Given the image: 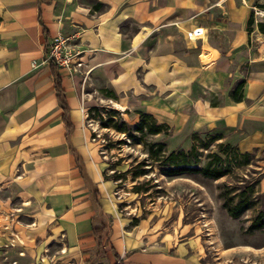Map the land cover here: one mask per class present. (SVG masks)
Returning <instances> with one entry per match:
<instances>
[{"label": "crops", "instance_id": "obj_1", "mask_svg": "<svg viewBox=\"0 0 264 264\" xmlns=\"http://www.w3.org/2000/svg\"><path fill=\"white\" fill-rule=\"evenodd\" d=\"M255 11L264 0H0V264H214L197 223L118 215L84 115L107 90L166 128L170 152L211 132L264 158ZM57 35L84 50L77 73L44 62Z\"/></svg>", "mask_w": 264, "mask_h": 264}, {"label": "rangeland", "instance_id": "obj_2", "mask_svg": "<svg viewBox=\"0 0 264 264\" xmlns=\"http://www.w3.org/2000/svg\"><path fill=\"white\" fill-rule=\"evenodd\" d=\"M89 87L99 91L103 84L93 80ZM90 98L83 124L98 147L102 180L112 186L110 198L120 217L130 216L133 224L150 216L197 223L214 264H264V227L251 229L264 220V158L259 151L245 152L205 132L193 139L187 161L171 160L170 150L159 147L166 134H151L150 120L127 114L102 94ZM206 167L222 176H204L199 171ZM180 168L188 169L172 172ZM243 206L247 209L237 218L228 212ZM42 264L49 262L44 258Z\"/></svg>", "mask_w": 264, "mask_h": 264}, {"label": "trees", "instance_id": "obj_3", "mask_svg": "<svg viewBox=\"0 0 264 264\" xmlns=\"http://www.w3.org/2000/svg\"><path fill=\"white\" fill-rule=\"evenodd\" d=\"M102 5H99L98 8H101ZM252 24V18L250 17L249 21H248V30H250V26ZM258 28L259 30L262 32L264 31V24H259L258 25ZM53 67V65H51ZM55 67V66H54ZM56 88L59 90V84L56 83ZM243 89H244V81H241L237 84V86L234 88V90L231 92L230 94V97L232 99V101L234 102H242L244 97H243ZM105 94V97L107 98H110V99H115V95L110 92V91H107V90H102ZM142 118L144 119H148L151 121V123H153V128H151L149 131L151 134H155V135H158V134H161V133H165L167 134V130L166 128L162 127V126H158L155 121L152 119L151 116L149 115H140ZM197 135L193 136L192 137V141L193 139L196 137ZM222 139V137L220 136H216L215 140H220ZM159 147L161 149H164L165 148V145L164 144H160ZM194 151V146H191V150L189 153H185V151H177V153L175 151H171L169 152L168 154V159H175L177 157H181L184 159V161H187L189 156L193 153ZM183 165H189L188 163H182ZM192 165V164H191ZM195 165V164H194ZM188 168H180V169H177V170H173L172 172L175 173V174H178V173H182L184 171H187ZM196 171V170H195ZM200 173H202L204 176L206 177H210V178H213V179H218L222 176V174L220 172H209L208 168H203L202 170L199 171ZM244 209H247V207H241L238 211L236 212H233L231 210H228L229 214L234 217V218H237L238 215H239V212L240 210H244ZM264 227V220H260L258 219L257 220V223L256 224H252L251 225V229H260Z\"/></svg>", "mask_w": 264, "mask_h": 264}, {"label": "built area", "instance_id": "obj_4", "mask_svg": "<svg viewBox=\"0 0 264 264\" xmlns=\"http://www.w3.org/2000/svg\"><path fill=\"white\" fill-rule=\"evenodd\" d=\"M256 15L264 16V12L257 11ZM83 53L84 50L73 37L57 35L50 39L45 48L44 62L73 74L84 66Z\"/></svg>", "mask_w": 264, "mask_h": 264}, {"label": "bare ground", "instance_id": "obj_5", "mask_svg": "<svg viewBox=\"0 0 264 264\" xmlns=\"http://www.w3.org/2000/svg\"><path fill=\"white\" fill-rule=\"evenodd\" d=\"M198 35H199V36H202V33L194 32V33H191V34H190L191 38L196 37V36H198ZM116 106L119 107L120 109H123V108H124V107H123V108L120 107L118 104H116ZM121 106H122V105H121ZM44 250H45V249H44Z\"/></svg>", "mask_w": 264, "mask_h": 264}]
</instances>
